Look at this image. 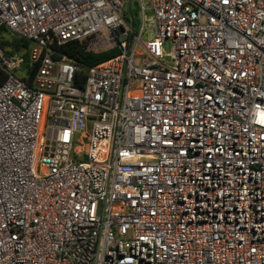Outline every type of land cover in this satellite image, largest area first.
<instances>
[{"label":"built area","instance_id":"2783aa9c","mask_svg":"<svg viewBox=\"0 0 264 264\" xmlns=\"http://www.w3.org/2000/svg\"><path fill=\"white\" fill-rule=\"evenodd\" d=\"M2 25L37 67L0 48V264H264V0H0ZM70 40L118 52L79 86Z\"/></svg>","mask_w":264,"mask_h":264},{"label":"trees","instance_id":"16d2710c","mask_svg":"<svg viewBox=\"0 0 264 264\" xmlns=\"http://www.w3.org/2000/svg\"><path fill=\"white\" fill-rule=\"evenodd\" d=\"M130 12L132 14L133 23L135 25V22H137V9L134 2L131 5ZM7 33L10 34L8 37ZM30 46L31 42L28 39L11 32L4 25L0 26V48L6 55H20L23 59L21 67H26L28 70L27 72L32 74L37 67V63L31 62L29 60ZM56 49L58 51V54L67 55L78 65V71L76 72L75 76V83L79 86L83 85L89 67L111 58L118 52L117 48L114 47L110 48L107 51L99 53L89 52L86 51L83 45L77 40H70L63 44L57 45Z\"/></svg>","mask_w":264,"mask_h":264},{"label":"rangeland","instance_id":"374dc122","mask_svg":"<svg viewBox=\"0 0 264 264\" xmlns=\"http://www.w3.org/2000/svg\"><path fill=\"white\" fill-rule=\"evenodd\" d=\"M135 25H137V22H135ZM10 34L7 33V37L9 36ZM6 39V38H5Z\"/></svg>","mask_w":264,"mask_h":264}]
</instances>
